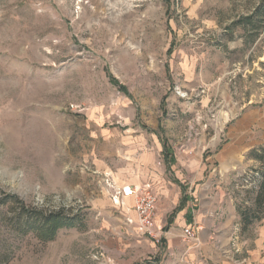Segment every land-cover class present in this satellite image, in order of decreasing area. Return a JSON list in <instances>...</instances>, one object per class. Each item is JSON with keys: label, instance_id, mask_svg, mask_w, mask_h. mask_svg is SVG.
I'll return each instance as SVG.
<instances>
[{"label": "rangeland", "instance_id": "obj_1", "mask_svg": "<svg viewBox=\"0 0 264 264\" xmlns=\"http://www.w3.org/2000/svg\"><path fill=\"white\" fill-rule=\"evenodd\" d=\"M262 1L0 0V197L85 224L41 243L0 206V264L156 256L129 234L143 237L113 203L115 178L139 147L171 151L184 176L180 157L264 118V20L245 23Z\"/></svg>", "mask_w": 264, "mask_h": 264}, {"label": "crops", "instance_id": "obj_2", "mask_svg": "<svg viewBox=\"0 0 264 264\" xmlns=\"http://www.w3.org/2000/svg\"><path fill=\"white\" fill-rule=\"evenodd\" d=\"M256 117L251 112L237 118L220 136L225 141L219 139V149L196 157L194 163L180 157L184 176L177 169L178 158L163 148L155 152L139 147L129 158L133 160H126L130 169L118 181L112 179L114 185L119 190L149 184L157 198L154 224L165 232L157 245L138 230L143 237L129 231L137 248L156 255L135 264H264V218L242 230L236 211L247 189L238 177L262 166L248 157L249 151L264 147V118L255 122ZM108 172L115 177L114 171ZM121 204L136 227L133 200L126 198ZM187 227L194 230L196 240L180 238Z\"/></svg>", "mask_w": 264, "mask_h": 264}, {"label": "trees", "instance_id": "obj_3", "mask_svg": "<svg viewBox=\"0 0 264 264\" xmlns=\"http://www.w3.org/2000/svg\"><path fill=\"white\" fill-rule=\"evenodd\" d=\"M254 17L264 20V0L254 13L245 18V23L252 25ZM248 157L262 166L238 177L240 185L247 188L244 197L236 204L242 230L264 218V147L249 151ZM12 205H15L12 210L13 230L23 235L31 234L41 243L53 241L62 229H82L85 226L84 218L70 213L69 210L38 209L26 205L17 195L11 193L0 197V206L6 209V213L11 210Z\"/></svg>", "mask_w": 264, "mask_h": 264}, {"label": "built area", "instance_id": "obj_4", "mask_svg": "<svg viewBox=\"0 0 264 264\" xmlns=\"http://www.w3.org/2000/svg\"><path fill=\"white\" fill-rule=\"evenodd\" d=\"M126 198L133 200L137 230L155 244H159L163 239L160 238V229L156 228L154 224L157 198L151 186L149 184L122 186L119 190L115 191L113 201L121 202ZM182 238L184 241L190 242L196 240L197 236L191 227H187L182 231Z\"/></svg>", "mask_w": 264, "mask_h": 264}, {"label": "bare ground", "instance_id": "obj_5", "mask_svg": "<svg viewBox=\"0 0 264 264\" xmlns=\"http://www.w3.org/2000/svg\"><path fill=\"white\" fill-rule=\"evenodd\" d=\"M113 203L117 204L118 202L117 201L116 202L113 201Z\"/></svg>", "mask_w": 264, "mask_h": 264}]
</instances>
